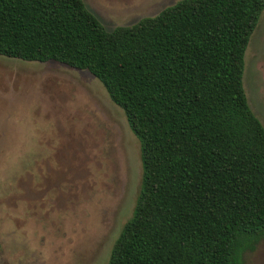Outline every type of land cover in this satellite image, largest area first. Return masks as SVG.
Returning a JSON list of instances; mask_svg holds the SVG:
<instances>
[{"label":"trees","instance_id":"16d2710c","mask_svg":"<svg viewBox=\"0 0 264 264\" xmlns=\"http://www.w3.org/2000/svg\"><path fill=\"white\" fill-rule=\"evenodd\" d=\"M264 0H177L107 30L82 0H0V55L84 69L139 143L106 264H242L264 237V128L242 88Z\"/></svg>","mask_w":264,"mask_h":264},{"label":"rangeland","instance_id":"374dc122","mask_svg":"<svg viewBox=\"0 0 264 264\" xmlns=\"http://www.w3.org/2000/svg\"><path fill=\"white\" fill-rule=\"evenodd\" d=\"M107 30L177 0H82ZM242 88L264 128V7ZM139 143L84 69L0 55V264H106L139 188ZM242 264H264V237Z\"/></svg>","mask_w":264,"mask_h":264}]
</instances>
